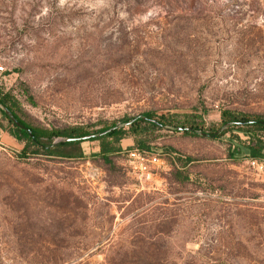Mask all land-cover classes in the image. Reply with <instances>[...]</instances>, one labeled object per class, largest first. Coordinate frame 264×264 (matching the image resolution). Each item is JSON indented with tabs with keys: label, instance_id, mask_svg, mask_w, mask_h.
I'll return each mask as SVG.
<instances>
[{
	"label": "rangeland",
	"instance_id": "rangeland-1",
	"mask_svg": "<svg viewBox=\"0 0 264 264\" xmlns=\"http://www.w3.org/2000/svg\"><path fill=\"white\" fill-rule=\"evenodd\" d=\"M0 64L27 123L128 131L108 163L99 141L63 158L0 113V264H264V158L230 157L264 131L177 126L264 118V0H0ZM147 112L173 124L129 123Z\"/></svg>",
	"mask_w": 264,
	"mask_h": 264
},
{
	"label": "trees",
	"instance_id": "trees-1",
	"mask_svg": "<svg viewBox=\"0 0 264 264\" xmlns=\"http://www.w3.org/2000/svg\"><path fill=\"white\" fill-rule=\"evenodd\" d=\"M0 103L6 106L13 113L14 117L31 131V134H28L26 130L20 129L17 126H15L12 122L8 120L7 116L0 110V113L8 120V124L10 126V133L17 138L26 141V143H33L43 148V150L49 155H55L63 158L73 157V155L71 154L58 152L56 151V149L60 146L78 145L83 141H99V150L95 152L93 155L95 157L102 159L104 162L108 163L110 156L121 150L119 146L120 140L128 135L127 130L120 128V129H113L107 132L105 135L97 138H90L82 141L52 144V140L57 137H75V136L87 135L89 133L87 131L82 130L80 127H69L62 130H58V129L48 130L46 128L36 127L27 123L18 114L19 103L17 99L8 91L3 92L0 90ZM143 115L147 116L149 119H154V115L151 112L144 113ZM193 117H194L193 114H185V119H186L185 121L182 122L177 121V126L179 125L180 131L190 135H197V131H199L204 136L211 137L214 139L220 138L221 136L225 135L228 132L231 133L232 135L234 131L242 132L246 135H250L253 129L264 131V118H261L259 116L244 114V113H235L233 111L225 110V109L220 111V122L217 125L212 124L210 126H204V124L195 122ZM170 121H172L170 115L169 116L160 115L155 120V122H150L148 120L137 118L132 122V124L136 126H140L141 124H144L145 126L147 125L157 128V126H162L164 124H173ZM231 122H244V123L242 125L235 124L223 131H219V128ZM113 126H115V123L111 124L108 127L101 128L99 131L100 132L105 131L109 128H112ZM136 126L134 128H136ZM134 132H137V130L135 129ZM233 137H235V139L238 140L240 139L236 135ZM248 137H249V141L246 144H243V147L235 146L230 157H233V155H239L241 153V148H244L246 150L247 156L251 158H264V142L258 140V138L255 137H251V136ZM143 147H144V143L138 142L136 143V146H132L130 149L136 148L140 151H145ZM26 150L27 147L25 146L22 149L21 153L26 152Z\"/></svg>",
	"mask_w": 264,
	"mask_h": 264
},
{
	"label": "water",
	"instance_id": "water-1",
	"mask_svg": "<svg viewBox=\"0 0 264 264\" xmlns=\"http://www.w3.org/2000/svg\"><path fill=\"white\" fill-rule=\"evenodd\" d=\"M0 109L1 111L7 116L8 120L10 122H12L15 126H17L20 129L26 130L28 132V134H31V131L22 123H20L13 115V113L3 104L0 103ZM140 118V119H145L148 120L150 122H155L154 120L148 119L143 115H140L139 117H134L132 118L129 123H132L135 119ZM254 122V121H251ZM244 122H231V123H227L224 126H222L219 131H223L225 129H227L228 127L235 125V124H243ZM113 129H120V127H118L117 125L113 126L112 128H109L105 131H102L100 133H93V134H87V135H83V136H75V137H57L55 142H52V144H57V143H65V142H73V141H82V140H87L90 138H97V137H101L103 135H105L107 132L113 130Z\"/></svg>",
	"mask_w": 264,
	"mask_h": 264
},
{
	"label": "built area",
	"instance_id": "built-area-1",
	"mask_svg": "<svg viewBox=\"0 0 264 264\" xmlns=\"http://www.w3.org/2000/svg\"><path fill=\"white\" fill-rule=\"evenodd\" d=\"M4 73H5V69H4L3 65L0 64V76L3 75L2 76L3 79L5 78ZM129 153L131 156H137L138 155L136 167L139 170V174L141 176L148 178L151 175L150 165L155 164L156 161L158 160V158L154 154L147 153L146 151H140L136 148H132ZM252 163H254V161ZM259 165L262 168H264V164L262 162H260Z\"/></svg>",
	"mask_w": 264,
	"mask_h": 264
},
{
	"label": "crops",
	"instance_id": "crops-1",
	"mask_svg": "<svg viewBox=\"0 0 264 264\" xmlns=\"http://www.w3.org/2000/svg\"><path fill=\"white\" fill-rule=\"evenodd\" d=\"M127 137H125V138H123V139H121V140H124V139H126ZM128 142H127V144H129V145H132L133 144V142L131 143V141H132V139L131 140H127Z\"/></svg>",
	"mask_w": 264,
	"mask_h": 264
}]
</instances>
